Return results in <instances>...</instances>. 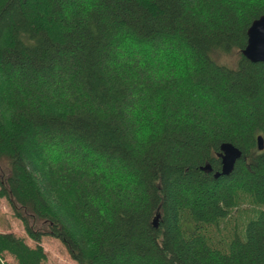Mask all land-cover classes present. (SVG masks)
Wrapping results in <instances>:
<instances>
[{"label": "trees", "instance_id": "1", "mask_svg": "<svg viewBox=\"0 0 264 264\" xmlns=\"http://www.w3.org/2000/svg\"><path fill=\"white\" fill-rule=\"evenodd\" d=\"M261 16L0 0V199L35 244L0 233V257L43 264L50 236L76 264H264V63L241 54ZM224 143L242 156L215 178Z\"/></svg>", "mask_w": 264, "mask_h": 264}, {"label": "rangeland", "instance_id": "2", "mask_svg": "<svg viewBox=\"0 0 264 264\" xmlns=\"http://www.w3.org/2000/svg\"><path fill=\"white\" fill-rule=\"evenodd\" d=\"M237 60L238 57L236 53H233L229 57L224 58L223 62H225L230 67H234L237 63ZM239 219H241L239 224L242 225L246 220L245 215H242ZM0 233L13 234L16 237L24 238L25 242L30 247H34L35 245L27 237L22 223L13 216L7 202L3 199H0ZM40 246L47 255V259L43 264H76L71 260L63 244L58 239L52 238L50 236H44ZM2 262L4 264H16L14 259L8 255L0 257V264Z\"/></svg>", "mask_w": 264, "mask_h": 264}, {"label": "water", "instance_id": "3", "mask_svg": "<svg viewBox=\"0 0 264 264\" xmlns=\"http://www.w3.org/2000/svg\"><path fill=\"white\" fill-rule=\"evenodd\" d=\"M247 42L245 48L241 51L242 56L251 63H264V16L254 20L246 32ZM259 151L263 150L264 143L261 136L256 140ZM242 156V152L229 143L220 146L218 157L221 163L220 172L215 173L214 177L228 176L234 169V166ZM204 167L202 170H209ZM153 227L157 228V217L153 220Z\"/></svg>", "mask_w": 264, "mask_h": 264}, {"label": "built area", "instance_id": "4", "mask_svg": "<svg viewBox=\"0 0 264 264\" xmlns=\"http://www.w3.org/2000/svg\"><path fill=\"white\" fill-rule=\"evenodd\" d=\"M1 264H4L3 262Z\"/></svg>", "mask_w": 264, "mask_h": 264}]
</instances>
